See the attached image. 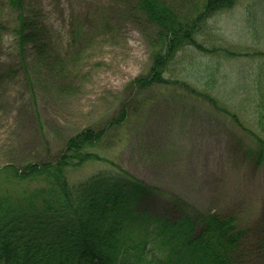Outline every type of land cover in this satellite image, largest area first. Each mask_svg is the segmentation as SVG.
I'll return each mask as SVG.
<instances>
[{"label": "rangeland", "instance_id": "rangeland-1", "mask_svg": "<svg viewBox=\"0 0 264 264\" xmlns=\"http://www.w3.org/2000/svg\"><path fill=\"white\" fill-rule=\"evenodd\" d=\"M164 1L182 13L200 0ZM135 2L25 0L40 23V52L32 43L21 49L17 12L0 0V166L51 159L71 135L109 127L127 109L125 123L89 149L100 158L69 170L70 183L123 170L157 188L144 202L153 214L176 218L175 196L234 216L248 231L247 264H264V160L256 154L264 140V0L219 11L197 36L207 51L177 53L167 76L197 92L133 86L148 72L152 41ZM23 187L0 181V193L20 196Z\"/></svg>", "mask_w": 264, "mask_h": 264}, {"label": "trees", "instance_id": "trees-1", "mask_svg": "<svg viewBox=\"0 0 264 264\" xmlns=\"http://www.w3.org/2000/svg\"><path fill=\"white\" fill-rule=\"evenodd\" d=\"M7 2L17 12L14 32L21 49L32 43L43 51L40 23L25 10V0ZM237 2L200 0L179 13L164 0H136L152 41L148 72L133 86L175 83L197 92L184 78L168 77L169 65L186 47L207 51L197 41L201 28ZM202 95L215 103L209 93ZM127 116L123 109L109 125L120 127ZM109 127L76 132L51 159L0 166V181L24 185L20 196L0 193V264H247L248 231L234 216L200 211L175 196L169 198L176 218L153 214L144 202L157 188L123 170L71 184V168L100 158L89 149L106 139ZM256 154L264 160L261 137ZM258 255L264 257V243Z\"/></svg>", "mask_w": 264, "mask_h": 264}]
</instances>
